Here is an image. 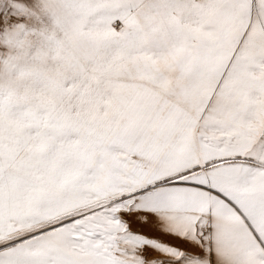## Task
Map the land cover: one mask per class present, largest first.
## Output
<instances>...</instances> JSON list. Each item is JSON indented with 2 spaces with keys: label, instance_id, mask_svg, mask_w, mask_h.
Instances as JSON below:
<instances>
[{
  "label": "snow or ice",
  "instance_id": "6c2138e0",
  "mask_svg": "<svg viewBox=\"0 0 264 264\" xmlns=\"http://www.w3.org/2000/svg\"><path fill=\"white\" fill-rule=\"evenodd\" d=\"M0 264H264V0H0Z\"/></svg>",
  "mask_w": 264,
  "mask_h": 264
}]
</instances>
